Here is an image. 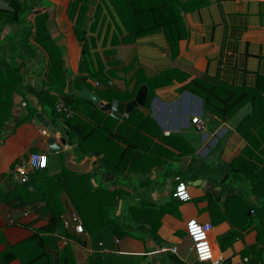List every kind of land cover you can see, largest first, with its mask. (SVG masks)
Wrapping results in <instances>:
<instances>
[{"label": "crops", "instance_id": "crops-1", "mask_svg": "<svg viewBox=\"0 0 264 264\" xmlns=\"http://www.w3.org/2000/svg\"><path fill=\"white\" fill-rule=\"evenodd\" d=\"M45 1L48 3L34 6L32 11L49 12L50 33L56 43L65 48V65L72 73L65 92L72 94L79 91L80 96L81 90L88 88L107 103L113 98L129 101L141 87H147L148 100L152 90L149 80L164 82L154 88L148 104L146 100L144 106L138 107L157 122L158 128L148 126L155 132L154 141L165 137L175 146L162 145L176 153L171 158L163 154L165 148H157L150 153L152 160L145 164L144 169L127 172L128 178L114 182L119 184L110 187L129 191L132 203L144 195L154 204L163 205L165 212L155 235L131 227L129 234L120 236L113 232L112 226L92 233L85 228L84 232L78 233L71 225L68 230L75 235V239L59 236L56 242L50 244L48 251L57 258L56 248L69 244L77 264H91L92 260L96 264H212L197 260L191 249L192 240L185 226L188 219L196 217L213 224L211 241L221 259L219 264H243L245 258L264 263L257 259L261 255L264 259L263 224L247 207L250 203L259 205L264 202V196L257 198L251 193V180L244 168L247 162L264 166V150L261 151L264 140L259 148L252 146L247 162L244 159L235 164L239 170L232 171L235 160L249 154H244L249 145L245 135L247 130L244 131L243 126L240 130L239 126L252 112L251 103L223 119L206 110L201 94L187 86L194 79L234 86L257 84L260 76H264V0H180L184 5L186 36L179 40L175 52L164 30L129 39V33L124 30L111 0ZM82 5L87 8L83 27L90 47L91 65L102 72L105 81L84 71L89 87L78 90L71 81L79 74L83 43L75 28ZM0 7H9L8 2L0 0ZM72 10L75 12L73 19L70 17ZM98 11L101 14L96 20ZM12 27V23H4L0 39L10 33ZM17 44V38L13 39L8 49L10 55ZM41 58L35 57L28 64L25 74V83L37 89L42 87L41 81L46 73L45 68H34ZM16 59L18 63L23 61L20 54ZM29 106L37 110L35 115L21 121L27 116ZM107 112L110 114L109 110ZM37 113L52 124L50 115L43 112L35 95L24 96L21 90L16 92L11 117L5 121L0 134V264H23L17 257L5 259L4 253L48 222L32 207L12 209L1 198L22 182L15 179L12 173L17 162L27 159L31 152L39 151L48 154L46 170L50 175L59 173L63 167L78 172L105 169L101 157L77 156L75 144H70L69 140L63 143L61 137L64 134L58 124H52L57 126L54 135L45 124L36 123L34 118ZM195 115L205 120L204 129L196 128L192 121ZM251 130L253 134L257 131L256 128ZM51 137L62 147L60 150L51 149ZM185 157L188 161L182 167ZM153 160L163 162L149 169ZM98 175L102 176L101 171ZM107 178L110 180L112 176L108 174ZM124 183H129V186ZM141 183L145 186L142 190L139 189ZM263 185L259 184L264 189ZM60 198L65 206L64 220L73 211L78 212L68 192L63 191ZM121 204L122 201L119 207ZM250 216L254 217L252 226L243 231L240 228L242 236L224 244L223 236L231 230L232 223L239 229L238 226L241 227ZM252 246H255L254 251L250 250ZM174 247L177 249L174 250Z\"/></svg>", "mask_w": 264, "mask_h": 264}, {"label": "trees", "instance_id": "trees-1", "mask_svg": "<svg viewBox=\"0 0 264 264\" xmlns=\"http://www.w3.org/2000/svg\"><path fill=\"white\" fill-rule=\"evenodd\" d=\"M6 1L9 7H0V34L4 30V23H12L13 27L10 33L0 39V134L4 130L5 121L11 117L14 95L21 90L24 96L33 94L37 97L43 112L50 115L52 124H58L70 144H75L77 156L101 157L105 169H99L97 172H78L63 167L59 173L50 175L46 168H42L31 171L28 180L16 184L11 192L3 194L1 198L5 199L12 209L30 206L48 220L47 225L38 228L30 237L10 246L4 253V258L17 257L23 264H77L73 248L69 244L61 249L56 248L57 258L54 253L48 251L50 244L56 242L59 236L75 239L62 216L65 210L60 198L63 191L68 192L83 219L85 228L91 233L112 226L113 232L120 236L129 234L131 227L155 235L165 212L163 205L154 204L144 195L132 203L129 191L110 187L119 184L114 182L128 178L127 172L144 169L145 164L152 160L150 153L157 148H165L163 154L173 158L175 151L162 144L172 146L175 144L162 136L161 141H154L155 132L148 126L158 128L157 122L140 107H136L127 117L118 119L100 109L93 101L80 97L79 91L66 93L65 88L72 73L65 65V48L57 44L50 33L49 12L32 11L34 6L45 5L48 2ZM111 2L117 10L124 30L129 33V39L164 30L170 47L175 52L179 40L186 36L184 5L180 0H111ZM74 14L72 10L70 12L72 19ZM86 14L87 8L82 5L77 14L75 28L79 40L83 43L78 63L79 74L73 76L71 81L78 90L84 86L89 87L88 76L83 75L84 71L89 72L91 77L105 81L102 72L91 65L90 47L85 39L86 30L83 27ZM100 14V11L96 12V20ZM15 38L18 40L17 48L10 55L8 49ZM19 54L23 57L20 63L16 59ZM39 56L42 58L34 68H45L46 73L41 81L42 87L37 89L25 83V74L28 64ZM259 79L254 86H234L224 82L208 83L201 79H194L187 85L201 94L206 110L223 119L243 105L251 103L252 112L239 126L240 130L241 126L244 127V131L247 130L245 135L248 137L249 145L244 154H249L235 160L232 164L233 172L239 170L235 166L238 161L244 159L248 161L247 155H250L252 146L259 148L261 141L264 140V76H260ZM163 83L149 80L152 90L147 104L153 97L154 88ZM61 100L72 109L70 115L58 110L57 104ZM27 109L28 114L21 121L31 119L37 111L30 106ZM251 128L257 129L255 134ZM162 162L153 160L148 168ZM248 163L244 168L247 170L246 176L251 180V193L260 198L264 196V189L259 186L264 184V166L260 167L254 162ZM100 171L102 176L98 175ZM108 174L115 180L106 179ZM124 184L129 186V183ZM144 188L141 183L139 189ZM208 198L211 200L210 195ZM247 207L255 212V218L261 219L263 224L261 233L264 235V202L259 205L250 203ZM253 221L254 217L250 216L241 227L238 226L239 229L232 223L231 230L223 236L224 244L242 236L240 228L242 231L249 229ZM147 224L151 228L147 227ZM254 249L255 246L250 248L252 251ZM257 259L264 261L262 255ZM91 264L96 263L92 260Z\"/></svg>", "mask_w": 264, "mask_h": 264}, {"label": "built area", "instance_id": "built-area-1", "mask_svg": "<svg viewBox=\"0 0 264 264\" xmlns=\"http://www.w3.org/2000/svg\"><path fill=\"white\" fill-rule=\"evenodd\" d=\"M57 108L60 111L65 112L67 115L72 113V109L61 100L57 104ZM111 116L118 119H123L129 114H120L112 110L109 111ZM193 123L196 125L198 130H202L206 126L205 120L199 116L195 115L192 117ZM48 154L46 152L33 151L29 154L28 158L17 162L13 167V176L19 181H26L29 178V173L34 170L46 168L48 166ZM253 211V210H252ZM65 225L70 227L73 225L74 229L78 233H82L85 230L84 223L78 212L73 211L68 219L64 220ZM186 232L192 240L191 249L197 260L202 262H210L212 264H219L221 259L215 253L212 241H211V231L213 229V224L209 221H200L196 217H192L187 220L185 226ZM103 245L102 242H100ZM177 247H174L176 250ZM243 264H264L263 262L256 263L251 261L249 258H245Z\"/></svg>", "mask_w": 264, "mask_h": 264}, {"label": "water", "instance_id": "water-1", "mask_svg": "<svg viewBox=\"0 0 264 264\" xmlns=\"http://www.w3.org/2000/svg\"><path fill=\"white\" fill-rule=\"evenodd\" d=\"M147 95H148L147 87H141L137 95L129 101H122L118 98H113L110 102L105 103L100 100L97 93L89 90L88 88H83L80 92V96L90 99L91 101L96 103L100 109L104 111L112 110L120 114H125V113L130 114L136 107L144 106L146 104ZM34 121L39 124H45L48 130L50 131V133L54 135L57 133V128L54 127L49 120L45 119V117L41 113L36 114ZM61 141L63 143H67L68 139L65 135H63L61 137ZM49 142L51 145V149L53 151H58L62 148L60 145L55 143L54 137H51L49 139ZM187 161H188V157H185L183 159L182 167L187 163ZM147 226L150 227V225Z\"/></svg>", "mask_w": 264, "mask_h": 264}]
</instances>
